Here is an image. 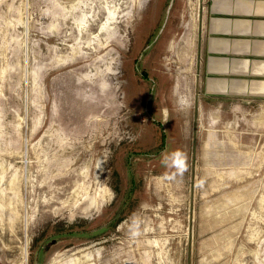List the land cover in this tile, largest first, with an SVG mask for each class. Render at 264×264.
<instances>
[{"label":"rangeland","instance_id":"374dc122","mask_svg":"<svg viewBox=\"0 0 264 264\" xmlns=\"http://www.w3.org/2000/svg\"><path fill=\"white\" fill-rule=\"evenodd\" d=\"M203 3L0 0V264H264V98L199 90Z\"/></svg>","mask_w":264,"mask_h":264},{"label":"crops","instance_id":"0c3cea01","mask_svg":"<svg viewBox=\"0 0 264 264\" xmlns=\"http://www.w3.org/2000/svg\"><path fill=\"white\" fill-rule=\"evenodd\" d=\"M195 80L208 96L264 98V0H203Z\"/></svg>","mask_w":264,"mask_h":264},{"label":"clouds","instance_id":"9594fccd","mask_svg":"<svg viewBox=\"0 0 264 264\" xmlns=\"http://www.w3.org/2000/svg\"><path fill=\"white\" fill-rule=\"evenodd\" d=\"M185 101L181 100L180 101V104L181 106H184L185 105ZM172 158H173V163L175 164V166L180 170V171H183L186 169V165H185V162H184V159H183V154L179 151L177 152H174L172 154Z\"/></svg>","mask_w":264,"mask_h":264},{"label":"water","instance_id":"95a60500","mask_svg":"<svg viewBox=\"0 0 264 264\" xmlns=\"http://www.w3.org/2000/svg\"><path fill=\"white\" fill-rule=\"evenodd\" d=\"M172 1V0H171ZM171 4V2L168 3V6ZM189 241V240H188ZM186 264H190V259L187 258V263Z\"/></svg>","mask_w":264,"mask_h":264},{"label":"trees","instance_id":"16d2710c","mask_svg":"<svg viewBox=\"0 0 264 264\" xmlns=\"http://www.w3.org/2000/svg\"><path fill=\"white\" fill-rule=\"evenodd\" d=\"M162 139H163V136H162V135H160V140H162ZM161 143H162V142H160V145H161Z\"/></svg>","mask_w":264,"mask_h":264}]
</instances>
